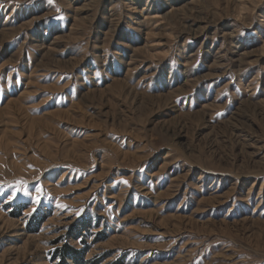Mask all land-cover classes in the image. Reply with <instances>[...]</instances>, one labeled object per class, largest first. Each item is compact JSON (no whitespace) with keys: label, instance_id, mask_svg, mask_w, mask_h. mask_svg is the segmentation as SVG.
<instances>
[{"label":"rangeland","instance_id":"rangeland-1","mask_svg":"<svg viewBox=\"0 0 264 264\" xmlns=\"http://www.w3.org/2000/svg\"><path fill=\"white\" fill-rule=\"evenodd\" d=\"M0 264H264V0H0Z\"/></svg>","mask_w":264,"mask_h":264}]
</instances>
